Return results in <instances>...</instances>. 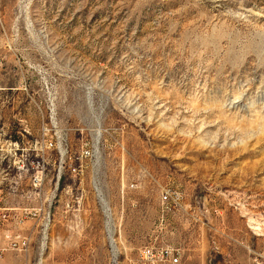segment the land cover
Here are the masks:
<instances>
[{
  "label": "rangeland",
  "instance_id": "374dc122",
  "mask_svg": "<svg viewBox=\"0 0 264 264\" xmlns=\"http://www.w3.org/2000/svg\"><path fill=\"white\" fill-rule=\"evenodd\" d=\"M0 101L3 203L40 204L27 198L32 171L7 194L18 159L4 144L28 142L34 158L51 110L67 133L59 191H85L76 225L57 224L48 249L38 235L0 264H133L167 245L180 264H264V0H0ZM98 135L102 161L84 159L80 181L69 155ZM45 157L53 170L60 154ZM168 187L186 209L161 223Z\"/></svg>",
  "mask_w": 264,
  "mask_h": 264
},
{
  "label": "built area",
  "instance_id": "2783aa9c",
  "mask_svg": "<svg viewBox=\"0 0 264 264\" xmlns=\"http://www.w3.org/2000/svg\"><path fill=\"white\" fill-rule=\"evenodd\" d=\"M1 106L2 102L0 101V108ZM117 130L113 127H108L101 129V132L111 135L115 146H122L118 134L113 135ZM24 131L28 133L27 130ZM41 133L40 139L35 140L34 143L36 152L34 158H31L28 153L30 150V146H27L28 142L9 137L4 144L10 151H14V155L18 159L17 173L9 178L7 194L16 191L21 180L32 171L29 183L33 191L29 192L27 198L30 199L33 196V199L38 200L40 204L6 206L3 203L4 196L2 191H0V229L3 232L2 242L0 243V257L9 251H14L18 255H26L30 250L31 243L38 235L42 249H48L51 237H46V230H52L57 224L69 226L74 222L76 225L79 222L77 217L83 210L84 189L67 186L59 191L61 181L66 174L67 165L63 159V152L64 144L67 141V133L61 127L55 111H50L49 123L42 124ZM102 141L103 138L98 135L95 139H91V148L82 150L78 155H69L70 160L79 163L75 167H68V171L73 177H77L82 181L84 159H87L93 165L101 163L99 147ZM52 148H56L60 158L54 161V163L58 162V165L53 170H50L47 166L49 161L45 157V152L47 149ZM47 185H49V189L45 191V186ZM91 185L101 203L105 217L104 225L108 227L109 241L110 243H117L115 220L107 201L103 197L98 172L92 176ZM131 186H134V184L132 183ZM63 192L66 195L65 198L60 195ZM121 195L122 199H124L123 189L121 190ZM183 198V193L175 187H168L161 194L159 216L161 223H170L168 220L169 216L173 217L176 212L185 211L186 205L183 203ZM36 212H43L44 225L35 226ZM181 258V250L172 245L159 248L146 246L141 250L138 262L133 264H180Z\"/></svg>",
  "mask_w": 264,
  "mask_h": 264
},
{
  "label": "bare ground",
  "instance_id": "6f19581e",
  "mask_svg": "<svg viewBox=\"0 0 264 264\" xmlns=\"http://www.w3.org/2000/svg\"><path fill=\"white\" fill-rule=\"evenodd\" d=\"M252 223V222H251ZM258 228V227H255V229Z\"/></svg>",
  "mask_w": 264,
  "mask_h": 264
}]
</instances>
